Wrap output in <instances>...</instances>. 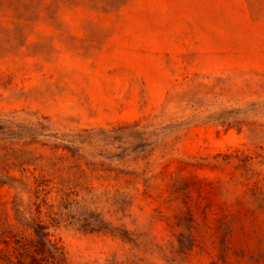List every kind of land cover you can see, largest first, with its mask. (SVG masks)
<instances>
[{
	"label": "rangeland",
	"instance_id": "1",
	"mask_svg": "<svg viewBox=\"0 0 264 264\" xmlns=\"http://www.w3.org/2000/svg\"><path fill=\"white\" fill-rule=\"evenodd\" d=\"M0 183V264H264V0H0Z\"/></svg>",
	"mask_w": 264,
	"mask_h": 264
},
{
	"label": "trees",
	"instance_id": "2",
	"mask_svg": "<svg viewBox=\"0 0 264 264\" xmlns=\"http://www.w3.org/2000/svg\"><path fill=\"white\" fill-rule=\"evenodd\" d=\"M4 184V183H0ZM38 190V188H36ZM251 198L254 203H257L259 207L264 205V188L262 186H258L251 193ZM14 209L18 211V203H13ZM69 211L67 216L69 218V224L77 225L78 229L94 232V233H103V234H111L114 235L109 224H107L98 213L93 211H87L83 206L79 204V202L72 201L67 202L66 207ZM34 235H35V253L40 254L44 257V260L50 264H63L65 260V256L61 248L50 239V235L48 233V228L41 221L33 222L32 225ZM123 241L132 242L128 237H121ZM19 264H22L21 261L18 260ZM33 264H39L37 262H32ZM107 264H115L114 262H109Z\"/></svg>",
	"mask_w": 264,
	"mask_h": 264
}]
</instances>
